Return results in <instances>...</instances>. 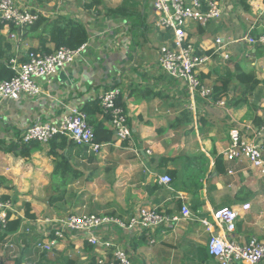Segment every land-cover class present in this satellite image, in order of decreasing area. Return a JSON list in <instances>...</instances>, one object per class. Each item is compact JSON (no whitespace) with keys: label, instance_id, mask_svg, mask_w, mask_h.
I'll list each match as a JSON object with an SVG mask.
<instances>
[{"label":"crops","instance_id":"0c3cea01","mask_svg":"<svg viewBox=\"0 0 264 264\" xmlns=\"http://www.w3.org/2000/svg\"><path fill=\"white\" fill-rule=\"evenodd\" d=\"M218 1L224 11L222 19L205 27L196 25L198 29H191L189 22L187 34L199 51H211L205 54L209 60L199 73L202 82L213 89L221 78H230L228 93L219 100L224 102L222 106L199 95L193 97L184 81L162 69L159 48L171 34L157 28L153 0H103L99 8L92 9L84 6L91 0H65V6L61 3L57 8H52L51 0L42 4L23 0L25 7L49 20L66 16L83 23L90 36L80 56L61 69L51 83L38 80L40 96L0 100V176L9 185L0 187V194L11 199L14 207L22 204L24 215L14 219L22 220L21 230L30 228L29 233L18 230L10 234L1 244L0 263H14L15 238L25 240L22 247L29 246L30 237L41 238L25 217L24 202H30L37 219L81 210L124 221L145 206L180 215L182 205L187 204L193 218L181 220L174 229L145 232L113 226L100 233L101 238L124 249L132 264H216L208 252L209 234L199 218H210L222 207L241 209L234 240L245 243L256 237L264 241V180L248 163L229 162L224 156L226 173L215 170V153L223 155L229 147L230 130L236 121L259 124L264 114V45L237 42L249 32L252 36L264 32L263 3L249 0V9H245L239 0ZM2 34L7 37L6 28ZM38 46L37 33H31L22 38L18 52L14 47L13 56L17 53L22 60ZM47 48L55 50L53 43ZM115 86L122 91L119 103L128 113L131 138L117 142L113 135L93 157L82 151L85 147L77 146L71 158L82 174L67 187V210L62 216L47 214L46 191L53 172L49 144L32 147L27 156L17 155L16 148L23 145L22 133L37 123L58 122L69 108L88 111V118L90 113L92 120L112 130L101 97ZM169 170L179 174L174 186L159 181ZM37 192H42L40 200ZM246 203L251 208L243 210ZM24 219L29 224H24ZM86 243L80 234L68 233L64 244L52 252L39 253V259L53 264V252L62 251L65 245V255L57 253L65 257V264H88L104 250L92 246L90 252ZM22 250L25 256L26 248Z\"/></svg>","mask_w":264,"mask_h":264},{"label":"built area","instance_id":"2783aa9c","mask_svg":"<svg viewBox=\"0 0 264 264\" xmlns=\"http://www.w3.org/2000/svg\"><path fill=\"white\" fill-rule=\"evenodd\" d=\"M153 1L157 28L171 34L170 40L159 48V63L162 69L169 76L184 81L193 97L199 95L211 104L224 105L222 101H214L212 88L206 86L199 78L200 70L209 57L188 40L187 34L189 22L205 27L210 22L222 19L224 11L221 3L218 0ZM262 3L261 14L264 12V0ZM39 16V11L25 7L23 0H0V24L3 29L6 28V38L16 45L14 47L17 52L25 29L34 24ZM237 42L264 45V32L258 36H252L249 32ZM216 43L220 44L221 41L217 39ZM83 49L84 46L78 49L60 47L51 53L30 51L25 61L16 53L10 61L14 76L9 80L0 81V100L40 96L42 89L38 80L43 79L51 83L61 69L75 62ZM121 94V89L115 86L106 90L101 97L102 110L109 116L117 142H124L132 136L128 113L119 103ZM59 136L66 137L77 146L86 147L88 153L93 155H99L106 146L96 141L94 128L89 123L87 114L79 108H69L56 123L44 122L30 126L22 133L20 143L35 142L48 145ZM223 156L229 162L248 163L264 180V114L259 124L236 121V126L230 130V145L223 152ZM232 173L230 170L229 174ZM159 181L170 186L172 177L165 174ZM241 208L248 210L251 205L246 203ZM240 211L241 209L233 207H222L214 210L210 218H199L209 234L208 252L216 260V264H260L264 260V241L253 237L248 242L240 243L232 237ZM14 212L12 200L0 194V232L14 219ZM192 218L193 213L189 206L183 204L180 215L145 206L128 221L108 214L76 213L29 222L41 233V238L33 240V246L39 253L54 251L65 241L68 233L75 232L89 245L104 250L102 255L96 258V264H132L124 249L101 238L102 231L112 229L113 226L122 230L139 228L145 232L162 227L174 229L181 220ZM26 231L29 233L30 228ZM7 247L6 244L5 248Z\"/></svg>","mask_w":264,"mask_h":264},{"label":"trees","instance_id":"16d2710c","mask_svg":"<svg viewBox=\"0 0 264 264\" xmlns=\"http://www.w3.org/2000/svg\"><path fill=\"white\" fill-rule=\"evenodd\" d=\"M38 1L41 4L44 2V0ZM102 1L103 0H91V2H86L84 6L90 9L99 8L103 3ZM239 4L243 8L249 9V0H239ZM2 29L3 25L0 24V81L9 80L14 76V71L12 70L10 63L12 57H14V45L13 42L8 40L2 34ZM12 29L14 30L15 28L13 27ZM31 33H37L39 46L36 49L31 48L28 52L42 51L51 53L53 50L47 48V44L49 43L54 44V49H58L60 47L78 49L88 41L90 36L89 30L83 23L76 22L71 17L66 16L65 18L59 16L55 20H49L48 17L40 15L39 19L34 24L25 29V33L22 38L30 36ZM201 53L210 54L211 51H204ZM26 56H23L22 61L27 60ZM219 82L220 84H215L212 89V95L215 102L219 101L221 97L228 93L230 78H221ZM88 121L94 128L95 139L97 142L106 144L113 140V131L106 128L104 123L92 120L90 113ZM38 145L40 144L35 142L31 144H23L21 148H19V146L16 148L17 152L15 153L17 155L27 156L32 147H38ZM76 147V144L63 136L56 137L49 143L48 154L52 157L53 172L50 176L51 184L46 191V196L48 204L51 207H55L58 210L57 214L60 216L65 213L63 209H65V211L67 210L68 185L73 183L74 180L80 178L82 174L81 171L76 168L71 158V153ZM82 151L87 152V148H82ZM90 156L93 157L95 155L92 154ZM215 170L219 174L226 173V165L222 154L215 153ZM167 173H169V175L171 174L173 179L172 185H176V182L179 180L178 172L176 170H169ZM8 186V180L5 177L0 176V187ZM4 198L8 197L4 196ZM23 206L25 209V217L30 220H36L37 215L33 212L30 202H24ZM21 227L22 220L20 218L10 220L7 228L3 232H0V248L1 244L7 240L8 236L20 230ZM86 244V248L91 252L93 247L88 243ZM16 264H23V262L18 260ZM88 264H96V257L92 256Z\"/></svg>","mask_w":264,"mask_h":264},{"label":"rangeland","instance_id":"374dc122","mask_svg":"<svg viewBox=\"0 0 264 264\" xmlns=\"http://www.w3.org/2000/svg\"><path fill=\"white\" fill-rule=\"evenodd\" d=\"M51 3L54 4L52 8H57L61 3H63V5L65 6V0H51ZM263 14H264V12L261 15H263ZM196 25L197 24L195 22H191L190 28L191 29L192 28L195 29L197 27ZM197 29H198V27H197ZM37 193H38V197L36 199L37 200H40L41 199L42 192H40V193L37 192ZM72 200H73V198H71V201ZM21 207H22V204H19L17 206L15 205V207H14L15 208L14 214H15L16 217L17 216H20L22 214L24 215L23 210L21 209ZM63 210L65 212V209H63ZM84 210L88 212V209L85 208ZM57 211L58 210L55 207H50L49 206L48 209H47V214L54 213V212L57 213ZM80 213H81V210H80ZM43 218H45V217H43ZM24 224H29V223H28V221L25 220ZM28 226L29 225H27V227ZM22 230L24 232L26 230V227H23ZM33 238L34 237H30L29 243H28L29 244L28 247H22L23 245L26 244L25 243V240H22L21 238H15L14 239L15 240V244H16V249H15V252H14L15 253L14 254L15 256L13 254L11 255V257H12L11 260H12V262H14L12 264H16V262H18V258L23 259V264H46L42 260L39 259L40 255H39V252H37L35 250L34 246H33L34 245V242L33 241H30V240H33ZM62 243L64 244L65 241L62 242ZM64 246H63V250L62 251H58V252L55 251V253L53 252V258H54V259H52L53 264H65V257H63V255H65V247ZM25 248H26V253H25V256H23V254L21 252L23 251L22 249H25ZM60 252H63V255H59L58 256L57 253H60ZM11 253H13V252H11ZM0 264H6V262L2 261Z\"/></svg>","mask_w":264,"mask_h":264}]
</instances>
